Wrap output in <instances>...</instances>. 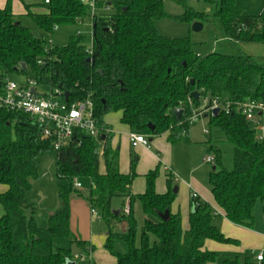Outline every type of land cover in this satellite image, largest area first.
I'll return each instance as SVG.
<instances>
[{
    "label": "trees",
    "instance_id": "16d2710c",
    "mask_svg": "<svg viewBox=\"0 0 264 264\" xmlns=\"http://www.w3.org/2000/svg\"><path fill=\"white\" fill-rule=\"evenodd\" d=\"M184 11L176 18L206 20L208 12L198 11L177 0ZM215 6L213 15L223 24L225 36L233 42L264 43V9L258 14L244 12L236 0H202ZM12 0L0 8V82L21 75L69 93L68 102L89 97L93 118L103 140L79 132L69 146L54 151L50 140H42L29 115L0 108V264H77L70 248L54 247L55 238L73 239L70 231V198L73 193L88 202L106 228L105 248L116 264H206L221 257L219 264H264L246 257L220 255L204 249L207 239L220 243L238 241L225 236L214 222V212L198 196L190 198L188 228L183 229L181 213L172 212L177 195L171 176L168 190L157 193L159 166L145 173V190L130 194L136 173H121L119 150L111 144L113 134L105 117L120 112V122L132 132L149 138L167 133L170 142H188V118L208 95L221 99L216 113L207 117L206 143L214 162L208 185L215 202L232 223L251 228L254 207L261 202L264 215V132L258 134L252 122L237 108L245 99L264 104V57L245 52L217 51L198 54L188 37L161 35L156 20L167 14L163 0H95L94 8L110 7L111 14L92 15V46L74 34L65 44H49L57 26L74 24L87 16L89 6L82 0H49L38 3L45 9L32 11L24 3L34 26L25 25L12 13ZM37 6V7H40ZM41 8V7H40ZM24 64V68L21 65ZM182 110L177 120L175 109ZM153 126V128L150 127ZM232 146V168L222 163L221 142ZM98 144L101 149L99 150ZM53 152L55 181L60 208L52 211L45 226L37 223V206L27 198L39 178L36 158ZM103 166V169H101ZM90 180L86 196L74 186V179ZM113 197L129 198V213L112 208ZM140 202L144 218L138 223L133 202ZM168 212L163 219L160 214ZM125 221L126 229L117 225ZM115 241L126 244L125 251Z\"/></svg>",
    "mask_w": 264,
    "mask_h": 264
},
{
    "label": "rangeland",
    "instance_id": "374dc122",
    "mask_svg": "<svg viewBox=\"0 0 264 264\" xmlns=\"http://www.w3.org/2000/svg\"><path fill=\"white\" fill-rule=\"evenodd\" d=\"M25 3L30 4V8L32 11L39 12L42 11L40 9H45L44 6L37 5L38 3H44V0H23ZM89 6L88 14L81 21L76 22L74 24H62L56 27L54 32L51 35H47L49 44H65L68 42L69 37L74 34H80L83 37V45L90 48L92 46V15L93 13L105 14L109 15L112 13V9L110 7H103L101 9L94 8L93 1L95 0H82ZM185 3L195 10L198 11H206L208 12V16L206 20L202 21H184L176 18L177 15L183 13L184 8L183 5L177 0H163L164 3V11L167 14L164 17L156 20L155 25L158 32L161 35L168 37H188L190 41L193 43V49L198 54L207 53L209 51H217L225 54H237L239 52H245L247 54L253 55L255 57H264V43L259 42H233L225 36L224 28L221 20L213 15V11L215 10V6H208L202 0H183ZM259 0H236V4L241 7L246 13H260L264 7L259 8L258 5ZM22 4V3H21ZM40 6V7H37ZM36 8V9H35ZM40 9V10H39ZM25 25L33 27L34 24L32 20L27 15H17ZM195 22H199L202 24V27L199 30H194L193 25ZM10 79L21 81L25 77L21 75H10ZM39 93L48 94L50 93L51 88L48 85L39 84ZM105 120L109 123V130L114 134L115 137L118 138L121 144L120 156L121 160H123L124 155L122 152L124 149L126 150V144L124 140V135L126 134V130L122 127V123L120 122V112L119 111H111L105 117ZM205 129L207 127V118H202L197 121H194L190 124L188 129V135L191 141H195L196 144L191 145L190 147H175L180 148L177 149V153H174V163H176L175 171L177 169L178 176L175 174L173 177V189L174 187H179V184L182 183L183 171H188L191 165V161L201 163L200 168L197 171V174H200V178L205 179L206 185L208 172L211 170L212 165L209 162H205V158L210 157L212 153L207 148V146L202 143L204 139L207 138V133H205ZM159 136H157L158 138ZM150 149H153L152 142H149ZM183 146V145H179ZM99 150L101 149L100 144H98ZM219 147L222 149V163L226 169L232 168V146L225 142H221ZM190 150V151H189ZM187 154L189 157H187ZM129 156V147L125 152V159L127 160ZM189 158V159H187ZM36 165L39 174V178L33 182L32 187L27 192V198L30 202H33L37 206V221H41L43 226L47 223L48 214L50 211L49 206H51L52 202L59 201L57 195V186L55 181V155L53 152H48L42 154L36 158ZM103 169V166H101ZM171 170L174 168H170ZM173 172V171H172ZM197 177V176H196ZM78 181L81 184L80 191L84 195H87L89 191V179L86 177L78 178ZM72 195H76L73 193ZM184 194L183 189H181L180 197ZM125 199L122 197H113L111 201V205H113L115 210H123L124 209ZM261 202L258 200L255 204L254 211L259 210ZM261 212V211H260ZM135 216L138 220V223L142 221V212L141 208L137 204L135 206ZM261 216V217H260ZM260 218L263 220V213H260ZM220 216L216 214L215 221L218 222ZM106 224L100 220L99 218L94 219L92 221L91 232L95 235H101L106 232ZM117 229L120 231H124L126 229L125 221H121ZM219 250H216L220 253V255L228 256L230 258L237 257L240 263H243L245 260V255H250L249 251L247 254H243V251L238 252L237 247L233 244H217ZM54 247H65L70 248L74 254L79 253L78 247L70 241L69 238H55L54 239ZM115 248L119 251L126 250V244L122 241H115ZM82 253L84 250L80 249ZM221 260V257L218 258ZM217 259V260H218ZM78 264V263H77Z\"/></svg>",
    "mask_w": 264,
    "mask_h": 264
},
{
    "label": "crops",
    "instance_id": "0c3cea01",
    "mask_svg": "<svg viewBox=\"0 0 264 264\" xmlns=\"http://www.w3.org/2000/svg\"><path fill=\"white\" fill-rule=\"evenodd\" d=\"M6 2L7 0H0V8H3L6 5ZM24 3L25 2L23 0H12V4H11L12 13L15 16L26 15V8ZM258 5L259 8L264 7V0H259ZM40 9L42 10V8ZM249 14H256V13H249ZM122 125H123L122 127H124V129L126 130V134L124 135V140H125L124 144H126V150L127 147H129V156L127 160L125 159V152H126L125 149L122 152L124 158L123 160H121V156H120L121 144L118 138L115 137L113 133H112L113 137L111 144L113 147H117L119 150L118 168L121 173H130L132 171V165H133V170L135 171L136 175L133 178L132 183L130 185V194L137 195L144 192L146 185V180L144 175L149 170L154 169L156 166H159V175L155 181V189L157 193H165L168 190V185L166 181L168 176H171L173 181L174 175L176 174L178 176L179 174L177 169L175 171L176 163H174L175 161L174 153H177V149L180 148H175V147H184L185 149L186 146L190 147L191 145L196 144V142L191 141L189 135H188V139H189L188 142H170L167 139V133L164 132L160 135H157L159 136L158 138L157 136H154L151 140H149V142L150 141L152 142L153 149H150V144L149 147L142 145L137 147H132L130 145L129 137H128L130 130L127 125L124 124ZM206 139H204L202 143H204L207 146V148L210 150L209 145L206 143ZM179 145H183V146H179ZM187 157H189L188 154ZM200 166L201 163L191 161V165L188 171L182 170L183 176L185 177H183L184 179H182L183 181L181 184H179V187H176L177 191L175 193H177V195L171 205V211L172 212L179 211L181 213L182 227L183 229H187L188 216L190 212V198L192 193H196L200 199L210 204L215 216L216 214L220 216L218 222L215 221V217H214V222L219 226L222 233L225 236L231 237L238 241V243L236 244L233 243L230 244L236 246L238 252L243 251V254H247L250 251L251 254L247 256L245 255V258L249 257L251 260H255V255L257 254V252L264 248V219L262 220L260 218L261 217L260 213L262 212L261 204L259 210L256 211V213L254 211L255 224L253 227L248 228L232 223L225 217V213L223 209L219 207L218 204L215 202L212 192L210 191L209 185H206L205 183V179L200 178L199 173L197 174V171L200 168ZM170 168H174V169L171 170ZM208 175H207V182H208ZM89 186H90V180H89ZM80 188L78 189L80 190ZM5 189H6L5 186L0 185V191H4ZM181 189H183L185 197L184 195L180 197ZM122 198L125 199V203L127 202V200L129 201L128 197H122ZM137 204L141 208L140 202L137 199H135L133 202L134 215H135V206ZM60 206H61V202L59 201L52 202L51 206H49L50 208L49 214L52 211L60 208ZM112 208L114 209L113 205ZM97 218H98L97 214L92 212L85 198L80 197L78 195H71L70 231L73 239L83 241L82 245L72 243L76 245L78 247L77 249L79 250V253L74 254L75 256L74 260L78 264H116V258L112 254H110L108 250H106L105 248L106 233L101 235H95L91 232L92 221H94V219ZM141 218L143 220L144 218L143 213ZM37 223L40 226H43L44 224L39 220L37 221ZM217 244H228V243H220L212 239H207L204 243V249L217 252L216 250H219L218 249L219 247L216 246ZM80 249L84 250V253H82ZM217 259L213 262H208L206 264H219L220 260Z\"/></svg>",
    "mask_w": 264,
    "mask_h": 264
},
{
    "label": "built area",
    "instance_id": "2783aa9c",
    "mask_svg": "<svg viewBox=\"0 0 264 264\" xmlns=\"http://www.w3.org/2000/svg\"><path fill=\"white\" fill-rule=\"evenodd\" d=\"M48 3L49 0H44ZM39 83L33 78L25 77L21 81L5 78L0 82V108L12 111H20L30 116L32 122L39 128L40 138L50 140L54 151L69 146L75 140L79 132H83L94 139H98L100 132L93 118V103L87 97L83 100L68 102L64 91L58 88L50 90L48 94L39 93ZM200 99V105L188 118L189 124L212 115L215 108L220 107L221 99L218 96L210 98L204 95ZM192 102V98L189 99ZM238 111L252 122L258 134L264 132V104L262 102L245 99L237 105ZM207 133V129H205ZM132 147H149V139L146 134L130 131L128 134ZM205 162L213 164V155L205 158ZM74 186L80 188L77 178ZM196 197V193H192ZM124 213H129V201L125 203ZM93 213H95L93 211ZM96 214V213H95ZM264 258V248L255 255V261Z\"/></svg>",
    "mask_w": 264,
    "mask_h": 264
},
{
    "label": "water",
    "instance_id": "95a60500",
    "mask_svg": "<svg viewBox=\"0 0 264 264\" xmlns=\"http://www.w3.org/2000/svg\"><path fill=\"white\" fill-rule=\"evenodd\" d=\"M201 27H202V24L199 23V22H195L194 25H193V29L194 30H199ZM21 67L24 68V64H22ZM64 94H65V97L67 99L69 97V93L65 92ZM190 96H191V98H194L196 100L199 99V93L197 91L192 92ZM217 111H218V108H215L213 112L216 113ZM175 114H176L177 120H180L181 114H182V110L180 108H176L175 109ZM150 127L153 128V126H151V125H150ZM103 138H104L103 135L100 136V140H103ZM149 140H151V138H149ZM176 191H177V188L174 187L173 192H176ZM115 213H118V211L116 210ZM167 216H168V212L167 211H165L164 213L160 214V217L163 218V219H165ZM72 264H74V263H72Z\"/></svg>",
    "mask_w": 264,
    "mask_h": 264
}]
</instances>
